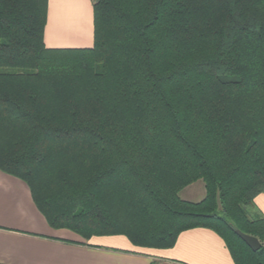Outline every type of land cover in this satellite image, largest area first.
I'll return each mask as SVG.
<instances>
[{
  "label": "trees",
  "instance_id": "1",
  "mask_svg": "<svg viewBox=\"0 0 264 264\" xmlns=\"http://www.w3.org/2000/svg\"><path fill=\"white\" fill-rule=\"evenodd\" d=\"M91 1L92 46L47 48L48 0H0V170L85 240L207 228L264 264V0Z\"/></svg>",
  "mask_w": 264,
  "mask_h": 264
},
{
  "label": "crops",
  "instance_id": "2",
  "mask_svg": "<svg viewBox=\"0 0 264 264\" xmlns=\"http://www.w3.org/2000/svg\"><path fill=\"white\" fill-rule=\"evenodd\" d=\"M47 48L93 43L91 0H48L43 35ZM253 203L264 216V193ZM0 264H234L224 241L207 228L181 232L166 249L137 247L123 235L84 240L48 225L27 184L0 170Z\"/></svg>",
  "mask_w": 264,
  "mask_h": 264
},
{
  "label": "rangeland",
  "instance_id": "3",
  "mask_svg": "<svg viewBox=\"0 0 264 264\" xmlns=\"http://www.w3.org/2000/svg\"><path fill=\"white\" fill-rule=\"evenodd\" d=\"M204 194H205V191H204L203 183L201 180H198L190 184L189 186L185 187L184 189H182V191L179 193V196L183 200L195 202V201L201 200L204 197Z\"/></svg>",
  "mask_w": 264,
  "mask_h": 264
},
{
  "label": "water",
  "instance_id": "4",
  "mask_svg": "<svg viewBox=\"0 0 264 264\" xmlns=\"http://www.w3.org/2000/svg\"><path fill=\"white\" fill-rule=\"evenodd\" d=\"M234 232L245 242V244L252 250L257 251L261 247L259 240L251 235L245 234L238 229H235Z\"/></svg>",
  "mask_w": 264,
  "mask_h": 264
}]
</instances>
